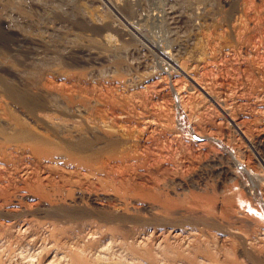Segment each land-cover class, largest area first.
Here are the masks:
<instances>
[{
    "label": "rangeland",
    "instance_id": "1",
    "mask_svg": "<svg viewBox=\"0 0 264 264\" xmlns=\"http://www.w3.org/2000/svg\"><path fill=\"white\" fill-rule=\"evenodd\" d=\"M173 1L0 0V264H264V0Z\"/></svg>",
    "mask_w": 264,
    "mask_h": 264
},
{
    "label": "bare ground",
    "instance_id": "2",
    "mask_svg": "<svg viewBox=\"0 0 264 264\" xmlns=\"http://www.w3.org/2000/svg\"><path fill=\"white\" fill-rule=\"evenodd\" d=\"M173 3L176 4V2H174L173 0H170L169 5H168L167 7H168V8H171V9H169V11L167 12V14H168L169 18H171L172 20H176V19H179V18H181V17H180V14H175V13L173 14V13H171V11H172V9H173V7H174V5H172ZM166 4H168V3H166ZM198 5H199V4H195L194 6H198ZM164 6H165V5H164ZM176 6H177V5H176ZM180 6H181V5H180ZM167 7H166V8H167ZM166 8H165V9H166ZM175 8H177V7H175ZM169 14H171V15H169ZM172 20H171V21H172ZM172 22H173V21H172ZM124 31H125V30H124ZM153 42H154V41H153ZM158 42H159V41H158ZM158 42H157V43H158ZM153 44H154V43H153ZM168 52L170 53L171 51H168V50H167L166 53H168ZM164 57H165L168 61H172L171 56H169V55H167V54H164ZM178 66H179V65H177V67H178ZM174 67H175V66H174ZM179 67H180L181 70H185L184 68H182L183 66H182V67L179 66ZM180 69H178V70L180 71ZM178 70H177V71H178ZM190 72H191V71H190ZM177 73H178V72H177ZM179 73H180V72H179ZM187 75H188V77L194 82L195 85H197V86H199L200 88L203 89L202 85H200L199 83H197L198 81L196 82L195 79H193V77H192L193 75H192V76H190L189 74H187ZM186 78H187V77H186ZM185 80H186V79H185ZM165 81H166V80H165ZM160 83H161V82H160ZM186 83H187V82H186ZM157 84H158V83H157ZM161 85H162V84H161ZM173 85H174V84H173ZM191 85H192V84H191ZM155 87H156V86H155ZM162 87H163V86H162ZM162 87H161V88H162ZM187 87H188V86H187ZM204 89H205V88H204ZM204 89H203V90H204ZM206 89H207V88H206ZM161 90H162V89H161ZM201 91H202V90H201ZM224 92H225V91H224ZM167 93H168V92H167ZM190 93H192V92H190ZM204 93H205L206 95H208L210 98H212V100H214V98L211 96V94L208 93L207 90H204ZM163 94H164V93H163ZM178 95H179V94H178ZM187 95H189V94L187 93ZM209 97H208V98H209ZM259 99H260V98H259ZM216 100H217V99H216ZM225 101H226V100H225ZM225 101H224V102H225ZM213 102H214V101H213ZM222 102H223V101H222ZM222 102H221V103H222ZM216 103H217V101H216ZM216 103H215V104H216ZM218 103H219V101H218ZM218 103H217L216 105H218V107L221 108V110L224 112V114H227V113H226V110H225V108H224V106H222L220 103H219V104H218ZM215 104H214V105H215ZM216 107H217V106H216ZM229 117H230V116H229ZM223 120H224V119H223ZM219 121H220V120H219ZM217 123H218V122H217ZM232 124H233V123H232ZM234 125H235V127L241 132V129L239 128V125L236 124L235 122H234ZM239 131H238V132H239ZM241 133H243V132H241ZM243 134H244V133H243ZM245 134H246V133H245ZM245 137H246V136H245ZM257 146H258L259 148H261V149L264 151V134H263L262 136H260V138H259V140H258V142H257Z\"/></svg>",
    "mask_w": 264,
    "mask_h": 264
},
{
    "label": "built area",
    "instance_id": "3",
    "mask_svg": "<svg viewBox=\"0 0 264 264\" xmlns=\"http://www.w3.org/2000/svg\"><path fill=\"white\" fill-rule=\"evenodd\" d=\"M101 1V4L105 7L106 6V3L108 4V0H100ZM146 1V5H145V7L143 8V10H146V12H148V13H146V14H151V13H149L150 12V9H153V6H152V4H153V2L155 1V0H151V2H149V0H145ZM153 1V2H152ZM117 4V3H116ZM119 5H121V1H120V3H119ZM164 5V4H163ZM115 6H117V5H115ZM153 13V12H152ZM117 14H119V13H117Z\"/></svg>",
    "mask_w": 264,
    "mask_h": 264
}]
</instances>
